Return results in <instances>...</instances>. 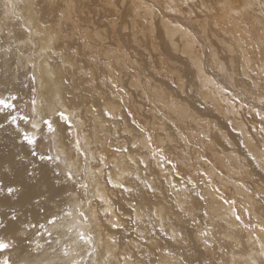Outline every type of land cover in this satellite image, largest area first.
I'll use <instances>...</instances> for the list:
<instances>
[{
  "label": "bare ground",
  "instance_id": "6f19581e",
  "mask_svg": "<svg viewBox=\"0 0 264 264\" xmlns=\"http://www.w3.org/2000/svg\"><path fill=\"white\" fill-rule=\"evenodd\" d=\"M17 1L19 2L18 5H20L18 6L20 7V9L18 10H17V5L15 3ZM38 1H42V5L46 6V4L48 3L46 1L54 2L56 0H0V98L8 99L10 97H15V99H17L14 109H5L4 112L0 113V241L6 242L9 244V247L6 250L0 251V264H5L7 260V254L12 255L13 253L16 254V257H15L16 261L14 260V257H13L14 255L12 256L13 260L16 263H19L20 261H22L24 264H43V262H45L46 260L50 258V255H47V253L44 252L42 248V246L45 245L44 244V242L46 241L45 236L47 234H52L53 236L58 235V237H55L53 240H58L59 241L58 245L60 247L62 246V244L64 245L65 242H72L74 240V239L69 238L71 236L70 233H75L77 231L79 232V230H81L82 235L78 237L77 239H75L73 242L76 243L79 248L81 246V249L82 248L85 249V247L82 244L81 237L84 239V242H86L87 245L91 243V240H93L91 239V237H89V234L91 232H89L86 228H84L87 226L83 225L82 223L83 219H82L81 211L84 210L85 206L87 205V202H85L84 204H82L81 202L82 200L85 201V199L87 198L86 195L84 194L87 191L86 190L87 185L92 189L95 188L96 190V194H97V198L95 200L96 203L93 202L95 206H93L92 208L93 211L91 210V212H92L93 218L96 220V225L98 226V229H100L101 226L105 227L104 222H106L107 220L105 213L112 212V205H110L109 200H112L114 198L115 193L117 195L121 193L123 195H131L134 197L135 203L139 204V207L137 206V208L139 209L135 207V209L133 210V214L136 216V219L139 220L140 224L143 225L144 227L143 231H145V233H143L144 235L143 238H144V241H147L149 244L148 247L146 246L143 248V252L145 251L147 253L143 254L144 256L141 255V258L145 256L146 258L148 256L152 257L151 254H153L154 252L156 254L158 252V249H160L158 245V242H159L158 238L160 241H162V239H164L163 238L164 233H167L168 234L167 237L170 236L169 243H165L166 247L164 244L163 251L165 253L168 252V254H164V253L162 254H164L165 256L167 255V257H170V259L168 258L169 261L165 260L167 263H164V264H264V181H263L264 176H262L261 173L258 172V170H255V172L253 173L255 175L260 176V178L254 179V176L250 174L251 172L250 167H254L255 169L257 166H259V170H261L262 173H264L263 172L264 171V146H262V148L260 149V152H257L261 156L258 163L256 162L259 165L256 166L251 159L248 160V163H249L248 166H250L248 168L249 171H247L246 175L245 173L243 174L249 178L252 177L254 179L253 182L255 184L253 185V191L257 193L258 195H262V198L257 199L247 189L241 190L240 188L239 190H237L241 194L239 195V197H237L236 194L232 195V197L240 198L241 201L239 204H237L235 208H232V206H234V203L230 202L231 207L228 213L231 216L230 218L225 216L224 214L225 212L224 210H222V208H221L222 210L221 213L223 214L222 216L220 215L218 216L216 214L218 211L217 210L216 212L213 211V207L215 208L214 205L215 204L217 205V203L213 202L212 200L214 198L221 197L219 190L220 191L229 190L231 193H233V191L230 190L231 187L228 186V184H226V181L222 179H217L218 182L216 181V179L210 180L209 171L212 172V169L214 168V172L218 174L219 170L223 169L224 176L226 178H230V177L233 178L234 176L236 177L240 176L241 174L239 173L240 168L238 170L237 168L235 167L233 168L231 166L233 163L240 162L237 159L238 158L237 145H239L238 140H237V135L235 136V134H232L231 132H230V137H232V139L235 138L234 139L235 150L232 156H230L231 154L227 156L223 152L220 153L214 143L215 138L213 137V139H210L208 137V134L204 135L203 132L201 133L205 137L203 138L205 139L203 140V144L210 148L209 150L210 155L214 156L215 160L213 162H210L207 159V157H204L205 155L199 154V155H196L195 157L194 166H191V164H189L190 168L194 169V171L188 169L189 170L188 172L189 173L193 172L194 173L193 175H195L194 177L195 179L190 181V186L191 188L195 184L197 186V187L195 186L196 188L194 189V192L192 194H189L190 190H187L188 187L186 188L185 186H181V189L180 190L178 189V192H176V197L174 196L170 197L171 194L169 192L170 191L172 192L173 189L175 190L176 188L173 185V179H171L170 181L169 178L166 179L164 177L163 178L166 180V182L167 180H169V184L166 183V185H164L165 189L167 191L168 190L170 191L164 193V190L162 189L163 186L161 185L162 186L161 187L160 185H156L157 192L161 196L162 194L164 196L166 195L169 196L166 199L162 198L163 200H160V203L152 202L151 200H148L150 199L149 197L151 195L153 196L155 193L149 194L147 192L148 194L143 195L144 187L142 188L143 185L142 186L140 185L141 182L140 184H137V183L133 184L131 182L133 185H136L134 186L135 188L132 186H131V189L129 188L127 189L123 187L124 190H122L116 187V190L113 191L112 189L109 188L110 183H112L114 186H118V185L121 186L118 182H116L115 179L109 180L108 181L109 184H108L107 182H102L101 179L98 178L102 170V167L99 166L98 163H104V166H106L108 162L106 163L105 158L101 155L102 153H104V150L99 151L98 149L99 147L97 148L95 136L93 135V132H92V124H93L92 121L93 119H95V116L93 117V111H92V105H93L94 98L88 95L91 93L93 95L94 90L89 89L87 91H81L79 88L74 89L72 86H69L66 84L67 69H68L67 65L69 63L66 64L67 62L64 59L62 60L57 56L54 57L53 54H56V53L53 52V50H50V49L47 50L48 46H51L53 44L58 45L62 42L63 39L66 38L65 36L66 28L64 27L63 24L60 23V20H59L60 17L56 21L52 20L54 18L51 16L49 8L45 10L44 8L41 9L43 11V13H41V10L38 8L40 7L38 6L39 5ZM104 2L105 4L109 6L119 7V10L117 9L119 12L115 11L116 18H118L119 14L124 13L125 10L126 12L128 11L127 12L128 17L126 18V20L122 19V21L120 22L121 23L120 28L118 30L114 29L113 35L110 34V36L112 35L113 38H116L115 40L116 43L120 45L117 47L118 50L114 51L113 47L110 45H108L107 48H108V51L115 52V57H118V59L122 62L121 64L124 65L123 67L125 66L127 67V65H132V67H135V71H136L135 73L137 77L140 76L139 77L140 80H142V76L140 75L138 69L141 68L140 65H142L144 62L140 58L137 59L135 62L134 61L135 59L133 58L134 55L136 56L139 54L138 48H140V46L142 45L141 43L145 41V40H140L139 36L145 37L144 35H147L149 39L154 40V38H156L155 40L158 41L162 35V38H167L169 40V44L176 50H177V44H176L177 41L174 38L176 36H179V38L183 40V43H184L183 48L187 46L190 48L192 47L195 48V45L191 42L190 37L186 34L180 36L179 34L180 32H178V29L170 28L168 25H163L162 31L158 29V25H160L161 23L159 15L161 16L162 7H165L166 10L175 12L176 16H174L173 18H175L177 22H183L184 20L189 19V17H186L188 16L187 14L184 15L182 8L189 7L192 11L194 9L196 11L195 12L196 16L202 23V26L204 25L206 21L209 22L208 24L210 27L208 31L209 35L212 33L214 37H218V38L224 37L225 39L227 38L231 43L233 42L234 45L237 46L238 49L241 51V53L245 54V56H243L245 58L241 59L242 63L248 64L249 66L251 64H253V66L256 65L255 67L256 69L258 68L259 73L264 75V47L255 45V42L251 40L252 38H250L249 36L250 31L246 27V22L251 23L253 27L255 26V31L256 33L258 32V36L260 38V42L258 43L264 44V0H145V4L143 5V7H140L141 5L140 0L139 1L138 0H104ZM32 6H34V8H32ZM21 8L23 9L22 15H20ZM31 10H34V13H32ZM67 10L69 12V15L71 16L70 22H72L74 30H76V32H79V35L84 38L86 34L80 31L81 23L83 19L80 16L81 13L78 12L79 8L75 7V4L73 3L72 0H67ZM200 10L204 12V13L202 12V14L205 18L204 17L202 18L200 16L199 14ZM178 14L182 15V17L177 16ZM110 16L111 15H109L108 17L106 16V17L110 19ZM183 17H186L187 19ZM49 19L53 21L52 22L53 24L51 26H47V24H49ZM112 26L113 24L111 23V28ZM113 28H115V26H113ZM141 28H143V30ZM51 36L54 38V41L52 40ZM70 36L74 37L73 35H70ZM129 36H132L133 38V40L131 39L129 40L130 43H133V45L131 46L132 53L130 52V48L128 49L125 45H122L124 43L121 41V38L128 39ZM112 37L109 38V43L111 42ZM90 38H93V37H90ZM183 38H185L186 41ZM66 40L62 42L64 52L66 50L65 46L68 43V42L66 43ZM107 40L108 38L106 37L105 41ZM90 43L91 42H87V43L84 42V45H83L84 49H89L92 46V44ZM148 43L154 48L158 47L157 42L155 41H148ZM223 43L221 42V44ZM224 46L226 45L224 44ZM76 50L78 51L79 49L76 48ZM241 53L239 54L241 55ZM31 59L36 60L38 64L45 63L42 73L44 75L46 82H44L43 85L41 83V87L45 89V91L47 92V95L40 94V100H38L37 102L41 106V109L37 107L36 109H34L35 113L37 114L38 117H41L42 121L39 120L37 117L35 121L34 120L32 121V125L36 126V127H33L34 137H36V135L39 132H41V134L43 135L44 138L40 141V143L41 144L46 143L48 145L46 146L47 147L46 149L40 148L39 146L34 148L30 146L28 143H24L21 141V134H22L23 129L28 128L29 126L26 123V120L23 119V117H25L27 113L28 102L31 99L33 95L32 92L34 90L33 89L34 84L31 83V80H32L31 74L34 72V79L36 80L37 78L41 81V78L38 75V71L33 69V66L37 64L35 62H31ZM195 61H196L195 65L193 61H192L193 64L192 63L191 64L193 67L195 66L194 69L197 70L196 76L202 77L200 75L202 73L199 74V71H202L200 66L203 61L201 60V58L198 59V57H197V60ZM133 63L136 64V66L133 65ZM239 65L241 66V63ZM111 66H112V63H111ZM107 69L109 70V68ZM251 69L253 70L254 67H252ZM112 72H110V75H112L111 77L115 75L114 73L112 74ZM70 73L72 74L73 72H70ZM75 74L76 73H73L71 75V81H72V78L75 76ZM141 74L143 75V73ZM113 78H111L112 79L111 81H113ZM143 79H144L143 82L145 83V86L149 87L150 84L148 83L147 79L146 80L145 78ZM195 79L193 78V81ZM262 82H263V89H264V80H262ZM112 83L114 84V82ZM210 83H212L211 79L206 84L210 86ZM211 87H213L214 90L216 89V91L217 90L220 91V89H217L216 84L215 85L211 84ZM151 88L152 87L150 86V90L152 93L153 89ZM223 95H224V99L225 100L227 99L226 101H228V98H226L227 94L226 95L222 94L221 96L223 97ZM121 99H120V102H121ZM230 101L232 102L233 100H230ZM21 102H22V106L21 108H19ZM45 105L48 106L51 112L45 110L46 108ZM233 105L235 106V104ZM66 108L68 110H66ZM152 108L150 109L153 111L154 108L153 109ZM169 108L170 107L165 108L164 110L169 111ZM116 111L117 110L115 109L114 111L112 112L110 111L109 113L113 114ZM61 112H63L66 116H68L69 118L68 121L62 120L59 117V113ZM72 114H76L75 119L72 117ZM103 114H106V111ZM155 114H157V112ZM155 114H153L151 117V121H153L151 127L152 128L154 126L160 127L159 125H162L164 127L163 125L164 120L162 119L163 121H160L156 117ZM220 114L222 115V113ZM159 115L161 114H158V116ZM166 115L170 116L171 114H166ZM12 116L17 117L16 123H12V119H11ZM77 118L81 121H85L86 129H85L84 141L81 140L80 137L78 136L79 121H77ZM163 118L168 119L169 117L164 116ZM119 119L121 120V118ZM211 119L214 120L212 121V126H213L212 129L209 128L210 130H212L211 134L216 135L217 137L221 135L226 140L227 137L225 134H223L222 132L215 134L213 131L214 126L215 128L217 127L215 125L217 120L220 123H222V120H220V117L216 115V117L211 118ZM49 120L52 122V125L55 131H49L47 123H46V121H49ZM232 120L234 123L235 120L234 119ZM175 121L176 120H173V123H171L172 126L173 124H175ZM200 122L202 123L203 121H200ZM208 122L210 123V121ZM200 125L202 126V124ZM237 125L238 124H236V126ZM259 125H262V124L260 123ZM239 126H240V130L244 128V126L242 127L241 124ZM196 127L198 128V126ZM233 127L235 126L233 125ZM236 129H238V127H236ZM247 129L243 131L245 133H248ZM203 130H206V129H203ZM153 131H154V128L150 129V131L142 130V132L149 134L147 136L150 137L152 140L151 142L149 141L150 139L148 138H147L148 140L143 139V142L147 143V146L144 147V148H147L146 149L147 151L146 150H145L146 152H143L144 150L142 151L145 155L149 157L150 163L148 162V164L150 165L153 162H154L153 164H157L156 163L157 160L160 162L161 159H163L164 157L166 158L167 156V153L165 154L166 151L165 150L163 151V149H159L157 145L158 143L162 144L163 141L156 142L155 135H154L156 132L153 134ZM157 133H159L158 130H157ZM239 133L242 134V131ZM245 133H244V137L246 138V140L250 139L253 142V139H254L253 136L247 137L245 136ZM189 136L190 137L193 136V132H190ZM79 142L85 147L89 146V147H93L94 149L89 150V151L86 149L87 151H85L83 150V148L82 149L80 148ZM184 144L185 143H183V145ZM249 144L250 146L253 145L254 147V144H252L250 141H249ZM50 145H55V148L57 149L58 153L61 155L60 157H64L65 160L69 163L72 172H76V170L78 169L77 175H79V172L82 171V169H84L83 173H85V176L86 174H88L87 177H89L91 174L94 182H99V183L95 184L94 186L93 182L92 183L87 182L88 184L87 183L85 184V181L80 182V179L71 181L70 177L67 174L63 176L62 174L64 172L60 170V168L57 165H55V163L53 164L52 159H48V157H51V154H52V149ZM202 149L203 147L200 146L199 150L203 151ZM33 151H35L37 154L33 155ZM45 151L47 152L45 153ZM242 152L245 155V153H247L248 150H246L245 148V152L244 151ZM107 153H109V151L106 152V154ZM122 155H120V157ZM40 156H44L45 159L43 160L40 159ZM137 157L139 156L137 155ZM124 158L126 159L127 157H124ZM231 158H232V161L235 159V162L233 161V163L230 165V163L227 162L226 159L229 160ZM127 161L128 160H126V162ZM137 161L139 163L137 165L140 167V170H141L142 167L145 166V165H142L141 162L144 164L146 160L137 159ZM121 162L122 161H120V159L115 158V157L111 159L112 165L116 167H118V165ZM126 162H124V164ZM212 163H215L216 165L214 164V166H211L213 165ZM242 163L245 164L244 162L241 161V164ZM158 165L159 166L157 167H159V170L158 169L157 170L159 171V174L162 175L164 173L165 168H163V166L159 163ZM239 165L240 163L237 164L238 167ZM85 167L88 168L87 172L85 171ZM169 169L171 168H168V172H169ZM116 170L125 172V173H122L121 176L128 177L127 175L129 174H130L129 178L131 176H133V178L136 176V174L133 172V170L130 167L121 168L120 166L119 168H116ZM158 171L154 173H157ZM171 173H173V171ZM74 175H76V173H74ZM155 175H158V173ZM165 175L167 176V174ZM175 176L176 175H174V177ZM150 179H152V177ZM222 181L223 183L219 184V182H222ZM164 182L165 181H163V183L161 184H164ZM171 184L173 186V189H172ZM146 185L149 186V183ZM146 185H145V188H146ZM214 185L217 186L219 190L217 189V187H214ZM103 186H106V192H107L106 195L104 194ZM10 187L14 189L12 193L8 192V188ZM191 188L189 187V189ZM196 194H198V197L196 198L191 197ZM247 195H249L250 197L249 199L247 198L248 197ZM245 197L246 199H248L246 200L248 202L242 201V199ZM145 200L151 201V203ZM250 209L255 212L256 221H252L251 219H248L246 210L250 211ZM100 210H102V212ZM202 214H204L207 217L208 222L210 221L212 225V229H213V235L210 237L211 239L208 238L209 241H206L207 243L205 242V236L207 232L205 233L203 231V229L201 228L202 226L198 227L199 225H202L203 223L202 224L199 223V225H196V228L200 232L198 231L199 233L196 232V235L194 234V239L192 238V236L191 238H188V236L190 237V235L186 237H183V235H179L180 233L179 229H181L180 228L181 226L179 224L181 222H184V219L186 217L198 219L197 215H200L201 217L206 218ZM216 217L219 218V222H220L218 226L216 223ZM226 219L228 222L226 221ZM255 222H258L259 224ZM73 224H75L76 226L73 227L72 226ZM93 228H95V226H93ZM70 229H74V230L69 232ZM82 229H86V230H82ZM183 229H185L186 231H189V228L186 227V225L185 227H183ZM206 229H207V226H206ZM66 232H69V233H66ZM106 233L107 234L105 236L100 235L98 239L97 237L96 239L94 237V241L97 240V241L102 242L103 246L107 248V251L110 255L114 251V248L111 246L112 241H110V236H111L109 235L110 233L109 232H106ZM150 240H151V243H150ZM194 240H196L197 243H200L202 247L198 248L196 251L193 250L189 254V256L179 260L178 256L180 255L182 256L186 253L184 252L186 249L185 248L186 246L184 247L185 248L184 250H182L181 248H178L177 246L195 244ZM151 244H153V246H151ZM204 245H205V250L202 249ZM143 246L144 244H140L138 247L141 249ZM78 247L77 248L74 247V249L72 250V254L70 255L74 257L75 259H76V251H79ZM104 247L102 248V250L101 249L99 250V254L100 253L102 254L99 255V260L95 258L96 259L95 264H109L108 261H106L103 257L104 256L103 251L105 250ZM215 247H216V250H215ZM135 253L136 252H134V254ZM137 254L138 253H136L135 255L136 257L140 253L138 255ZM115 255H118V254H115ZM46 256H48V258ZM163 256H159L158 258L155 257L156 259L154 261H156L157 259L158 261H160L159 259L164 261V259L166 258L165 256L164 257ZM129 257L130 256H128V258ZM151 257H148L147 259H150ZM160 257H162L163 259ZM141 258L137 257V259H140V260ZM119 259H122V258H119ZM153 259L154 258H151L152 261ZM171 259L177 260L178 263L177 261L176 263L171 262L170 261ZM142 261H143V258H142ZM146 261L147 260L143 262L146 263ZM131 262L133 263V261ZM147 264H149V262H147Z\"/></svg>",
  "mask_w": 264,
  "mask_h": 264
},
{
  "label": "rangeland",
  "instance_id": "374dc122",
  "mask_svg": "<svg viewBox=\"0 0 264 264\" xmlns=\"http://www.w3.org/2000/svg\"><path fill=\"white\" fill-rule=\"evenodd\" d=\"M72 1L75 4V7L79 8L78 12L81 13L80 16L83 19V21L81 23L80 31L83 32L84 34H86V36L84 38L79 35V32H76V30H74L72 22H70L71 16L69 15V12L67 10V0H56L54 2L46 1V2H48L47 4H49V5L46 4V6L42 5V1H38V3H39L38 6H40L38 8L40 10L43 8H44V10L49 8L51 16L54 18L52 20L56 21L60 17L61 18V19L59 18L60 23L63 24L64 27L66 28V32H65L66 38L62 40V42H64V40L67 39L66 43L68 42L65 46L66 47L65 48L66 53L63 51V45H62L63 43L62 42L58 45L53 44V45L47 47V50L50 49L56 53V54H53L54 57L57 56L62 60L64 59L67 62L66 64L69 63L67 65L68 69H67L66 84L69 86H72L74 89L79 88L81 91H87L89 89L94 90L93 95H92V93L88 95V96H91L94 98L93 105H92V111H93V117L95 116V119H93V121H92L93 122L92 132H93V135L95 136L97 148L99 147L98 148L99 151L104 150V153H102L101 155L105 158L106 163L108 162L107 165L105 164L106 166H104V163H98L99 166L102 167L101 173L99 174L100 177L98 176V178L101 179L102 182H107L108 184H109V182H108L109 180L115 179L116 182H118L122 187L119 185L114 186L112 183H110L109 188L112 189L113 191L116 190V187H118L122 190H124L123 187L127 188V189L128 188L131 189V186L132 187L136 186L133 184H136V183L140 184V182H141L140 185L141 186L143 185L142 188L143 187L145 188V185L149 183V186L146 185V188L145 189L143 188V191H144L143 195L148 194V193L149 194L155 193L153 196L151 195L149 197L150 199H148V200H151L152 202H157V203L158 202L160 203V200H163V199H166L169 197L167 195L164 196L163 194H162V196H163L162 197L157 192L156 185H160V186L162 185L163 187L162 186L161 187L164 190V193L170 191V190L167 191L165 189L164 185H166V183L169 184V180H167V182H166V180L164 178H166V179L169 178L170 181H171V179H173V185L176 188L174 190L173 186L171 184L173 191L169 192L171 194L170 197H173V196L176 197V192H178V189L179 190L181 189V186H185L186 188L188 187L187 190H190L189 194H192L194 192V189L197 186H196V184L194 186H192V188L190 186V181L195 179L194 178L195 175H193L194 174L193 172H191V173L188 172L189 170L194 171V169L190 168L189 164H191V166H194L195 157H196V155H199V154L205 155L204 157H207V159L210 162H213L215 160L214 156L210 155V151H209L210 148L203 144V140H205L203 138H205V137L201 133L203 132L204 135L208 134V137L210 139H213V137L215 138L214 143H215V145H216V147L220 153L223 152L227 156H229L230 154H231L230 156H232L234 153V150H235V142H234L235 138L232 139V137H230V132H231L232 134H235V136L237 135V140L239 143V145H237V147H238L237 148V150H238V158L237 159L240 161V162H238V163H240V165L238 167L237 166L238 163H233V161L235 162V159L232 161V158L229 160L226 159V161L229 162L230 165L232 163L235 164V165H233V164L231 165L233 168L235 167L238 170L240 168L239 173H241L242 175L240 174L239 177L234 176L233 178H231V177L226 178L224 176V170L223 169L219 170L220 174L219 173L217 174L216 172H214V168L212 169V172L209 171L210 180L216 179V181H217V179H222V180L226 181V184H228V186L231 187L230 190L233 191V193H231L229 190L228 191H226V190L220 191L219 188L214 185V187H217V189L219 190L221 197L214 198L212 200L213 202L217 203V205L216 204L214 205L215 208L212 206L213 211L216 212V210H217L218 212L216 214L218 216L219 215L222 216L223 213H221V212H222V210H224L225 216L230 218L231 216H230V214H228L229 209L231 207L230 202L234 203V206H232V208H235L237 206V204L240 203L241 199L237 198V197H239V195H241L240 192L237 191L240 188H241V190L247 189L257 199L262 198V195H258L257 193H255L253 191V185L255 184L253 182V180L256 178H260V176L255 175L253 172H255V170H258V172L261 173L262 176H264L263 175L264 173H262V171L259 170V166H257V165H259L257 163L261 158V156L257 152H260V149L262 148V146H264V132H263L264 131V126H263L264 125V123H263L264 122L263 121V119H264V110H263L264 109V106H263L264 105V94H263L264 89H263V82H262V80H264V75L259 73L258 68L256 69V67H255L256 65L253 66V64H251L249 66L248 64L242 63L241 59L245 58V57H243V56H245V54L244 53L242 54L241 51L238 49V47L235 46L233 42L231 43L227 38H226L227 41L230 43H228L224 37H219V38L214 37L212 33L209 35V33H208L209 28H210L208 25L209 22L206 21L204 23V25L202 26V23L200 22V20L196 16V14H195L196 11L194 9L192 11L189 7L182 8L184 15L187 14L188 16H186V17H189V19L184 20L183 22H177L176 19L173 18L174 16H176V13L173 11L166 10L165 7H162L161 16L159 15L161 23H160V25H158V29L162 31L163 25H168L170 28L178 29V32H180L179 33L180 36L186 34L190 37V40L195 45V48H193V47L190 48L188 46L183 48L184 43H183V40L179 38V36H176L174 38L177 41V43H176L177 44V50L174 49L169 44V40L167 38H162V35L158 41L155 40L156 38H154V40L149 39V37L147 35H144L145 37L139 36L140 40H145V41H143V43H141L142 45L140 46V48H138L139 54L136 56L134 55L133 58L135 59L134 60L135 62L139 58L144 62L142 65H140L141 68H139V67H138L139 69L137 68L139 70L140 75L142 76V80H140L139 79L140 76L137 77V75L135 73L136 72L135 67H132V65H127V67L125 66L126 68L123 67L124 65L121 64L122 62L118 59V57H115V52H114L115 50H118L117 47L120 46L119 44L116 43V41H115L116 38L112 37L114 29L118 30L120 28V26H121L120 22L122 21V19L126 20V18L128 17L127 16L128 11L126 12V10H125L124 13L119 14L118 18H116L115 11L119 12L118 11L119 7L118 6H109V5L105 4L104 0H103V2H102V0H72ZM15 3L17 5V10L20 9V7H18V6H20V5H18L19 2L17 1ZM140 3L142 5V6L140 5V7H143V5L145 4V0H140ZM43 6H45V7H43ZM32 8H34V6H32ZM139 10H140V8H139ZM139 10H137V11H139ZM200 11H199V14L203 18L204 17L202 14L203 11L202 10H200ZM31 12L34 13V10H31ZM41 13H43L42 10H41ZM22 14H23V9L21 8L20 15H22ZM109 15H111L110 19L107 18ZM177 16L182 17V15H179V14ZM186 17H183V18H186ZM52 20L49 19V24H47V26H51L53 24ZM168 22H169V24H168ZM111 23L113 24V26H115V28H113V26L111 28ZM246 27L249 29V31H250L249 36H250V38H252L251 40H253L255 42V45H259L261 47H264L263 43H261V44L258 43V42H260V38L258 36V32L256 33V31H255V26L253 27L251 23L246 22ZM141 29L143 30V28H141ZM110 34H112V35L110 36ZM70 35H73L74 37H71ZM108 35L110 37H112L110 43H109L110 37ZM155 36H157V35H155ZM90 37H93V38H90ZM106 37L108 38L107 41H105ZM189 37H187V38H189ZM51 38L54 41V38L52 36H51ZM130 39L133 40L132 36H129L128 39L121 38V41L124 43L122 45H125L128 49L130 48V52L132 53L131 46L133 45V43L129 42ZM183 39L186 41L185 38H183ZM148 41L157 42L158 47H156V48L152 47L151 45H149ZM220 41L222 43L224 41V43L221 44ZM84 42L85 43L91 42L90 44H92V46L90 45L91 47L89 49H84V47H83ZM224 44L226 46H224ZM108 45L112 46L114 51H108V48H107ZM76 48H78L79 50L77 51ZM239 53H241V55ZM196 56L198 57V59L201 58V60L203 61L201 66H200L202 71H199V74L202 73V74H200L202 77L204 75L203 79L200 76H198V77L196 76L197 70L194 69L195 66L194 67L192 66L193 63H194V65L196 64V61H195V60H197ZM32 60L33 59H31V62H35L37 64V65L33 66V69L38 71V75L40 76L41 81L37 78H36V80L34 79V72L31 74V78H32L31 83L34 84V86H33L34 90L32 92L33 95L28 102L27 113L25 115V117H27L26 123L29 126H28V128L23 129L22 134H21V141L24 143H27V141H25L23 139L24 134L34 136L33 135L34 128L32 125V121L33 120L35 121V119H37V117H38L37 114L35 113L34 109H36V107L41 109V106L37 102L38 100H40V94L47 95V92L45 91V89L41 87V83L43 85V83L46 82L44 75L42 73L45 63L44 64H38V62H36V60H33V61ZM192 61H193V63H192ZM238 62H239V64L241 63V66L238 64ZM111 63H112V66H111ZM133 65L136 66V64H134V63H133ZM213 66H214V68H213ZM252 67H254V69H253L254 71L251 69ZM107 68H109V70ZM27 69H29V68H27ZM247 69L250 71H248ZM112 71H114V72H112ZM132 71H133V73H132ZM70 72L76 73L75 76L72 78V81H71V75L73 73L71 74ZM110 72H112V74L113 73L115 74L113 76L115 79L113 77H111L112 75H110ZM141 73H143V75ZM35 74H36V72H35ZM144 74H145V76H144ZM222 76H223V78H222ZM111 78H113V81H111L112 80ZM143 78H145V80L147 79L148 83L150 84L149 87L145 86V83L143 82L144 81ZM193 78L194 79L196 78V79L193 81ZM204 78H205V80H204ZM260 78H262V79H260ZM210 79H211L212 83H210V86H208L206 83ZM139 80H140V82H139ZM112 82H114V84ZM143 83H144V85H143ZM211 84L212 85L216 84L217 89H220V91L219 90L216 91V89L214 90V88L211 87ZM150 86L152 87L151 89H153L152 91L155 93H153V92L151 93ZM223 90H224V92H223ZM220 94L221 95L227 94L226 98H228V101H226L227 99L226 100L224 99V95L222 97ZM118 99H119V101H118ZM120 99H121V102H120ZM239 99H240V101H239ZM230 100H233V101L231 102ZM16 101H17V99H14L11 102L15 104ZM121 103H123V104H121ZM231 103H232V105H231ZM233 104H235V106ZM240 105H241V107H240ZM21 106H22V102H21L19 108H21ZM167 106L170 107L169 108L170 112L168 110H164L165 108H168ZM233 106H234V108H233ZM45 107H46L45 108L46 111L51 112V110L48 108L47 105H45ZM152 107L156 110H154ZM162 107H163V109H162ZM150 108H152L154 112ZM115 109L117 111L115 113H113L114 115L112 113H111L112 114L111 115L109 112L110 111L112 112ZM161 109L164 111H162ZM66 110H68V109L66 108ZM238 110L240 111V113ZM105 111H106V114H103V113H105ZM158 111H160V112H158ZM156 112H157V114H155ZM166 112H168V113H166ZM71 113H72V111H71ZM164 113H165V115H164ZM199 113H201L202 115ZM220 113H222V115ZM254 113H256V114H254ZM153 114H155L156 117L160 121L164 120L163 125L165 128L162 125H159L160 127L154 126L153 127L154 128L153 134L156 132L154 134L156 142L163 141L162 144L158 143L157 145H158L159 149H163V151L164 150L166 151L165 154L167 153V156L166 155L165 156L168 160L164 157L163 159L160 160V162L157 160L156 161L157 164H153L154 163L153 162L150 165V164H148V162L150 163L149 157L143 153V152L147 151L146 150L147 148H144L145 146H147V143H144L143 139L146 140L148 138V139H150L149 141H151V142H152V140L150 137L147 136L149 134L142 132V130L150 131V129H153L151 127L152 122H153V121H151V117ZM158 114H161V115L158 116ZM166 114H171L170 116L172 118ZM235 114H237V115H235ZM216 115L218 117H220V120H222V123H220L217 120L215 125L218 128L217 127L215 128V126H214L215 129L213 128V131L215 134H218L220 132L225 134L227 137L226 140L221 135H219L217 137L216 135L211 134L212 130H210V129H212V127H213L212 121H214L211 118L216 117ZM257 115H259V116H257ZM75 116H76V114H72V117L74 119L76 118ZM109 116H110V118H109ZM114 116H115V118H114ZM164 116L165 117L167 116L170 119L169 118L168 119L163 118ZM83 118H84V116H83ZM119 118H121V120ZM38 119L42 121L41 117H38ZM194 119H196L198 122ZM232 119L235 120L234 123H233ZM173 120H176L177 122L175 121V124H173V126H172L171 123H173ZM77 121H79L78 136L80 137L81 140L84 141L85 129H86L85 128V126H86L85 121H81L78 118H77ZM133 121H134V123H133ZM200 121H203V122L201 123ZM208 121H210V123ZM237 121L241 124L242 127L244 126L245 129L248 128L247 129L248 133H245L243 131V130H245L244 128H242V130H240V126H239L240 124ZM256 122H257V124H256ZM260 123L262 125H259ZM200 124H202V126ZM236 124H238V125L236 126ZM233 125L235 127H233ZM196 126H198V128ZM236 127H238V129H236ZM249 127H251V128H249ZM254 127H256V128H254ZM203 129H206V130H203ZM157 130L159 133H157ZM241 131H242V134L239 133ZM163 132L164 133L166 132V133L164 134ZM190 132H193V136H191V137L189 136ZM83 133H84V135H83ZM244 133H245V136H247V137L253 136V138H254L253 142L250 139L246 140V138L244 137ZM82 135H83V137H82ZM165 136H166V138H165ZM168 137H170V138H168ZM43 138H44L43 135L41 134V132H39L36 135V144L30 145V146H32L34 148L39 146L40 148L46 149L47 148L46 146H48V145L46 143H44V144L40 143V141ZM249 141L252 144H254V147H253V145L250 146ZM183 143H185V144L183 145ZM79 146L81 149L83 148V150H85V151H87V150L89 151V150L94 149L93 147H89V146L85 147L84 145L80 144V142H79ZM200 146L203 147V149H202L203 151L199 150ZM227 146H228L230 151L228 150ZM50 147L52 149V154H51L52 162H53V164L55 163V165H57L60 168V170H62L64 172L62 174L63 176L65 174L68 175V173L70 172L71 173V177H70L71 181L76 180V179H80V182L85 181V184L87 182H89V183L93 182L94 186H95V184L99 183V182H94L91 174L89 177H87L88 174H86V176H85V173H83L84 169H82V171L79 172L80 176L77 175V173H78L77 168H76L77 169L76 172H72L69 163L65 160L64 157H60L61 155L58 153L57 149L55 148V145H50ZM121 148H122V150H121ZM245 148H246V150H248V152L245 153V155H244L242 151L245 152ZM53 149H55V150H53ZM108 151H109V153L106 154V152H108ZM120 151H121V153H120ZM46 152L47 151H45V153ZM122 153H123V155H122ZM227 153H229V154H227ZM136 154L139 157H137ZM120 155H122V156L120 157ZM113 157L120 159V161H122L120 163L121 165L119 164L118 167L113 166L111 163V159ZM124 157H127V158L125 159ZM246 158H247V160H246ZM137 159H142V160L145 159L146 160V162L144 164L141 162L142 165H145L142 167V169L144 171L142 169L140 170V167L137 165V164H139ZM170 159H171V161H170ZM250 159L257 166L255 169H254V167L248 166L249 165L248 160H250ZM82 160H84V159H82ZM126 160H128V161L126 162ZM164 161H166V162H164ZM241 161L244 162L245 164H243V163L241 164ZM124 162H126V163L124 164ZM158 163L161 164L163 166V168H165V170H167V171L164 170V173L162 175L159 174V171H158L159 167H157V166H159ZM212 164L213 165H211V166H214L215 163H212ZM169 165H170V167H169ZM120 166H121V168L122 167L123 168L130 167L133 170V172L136 174V176L134 177L135 179L133 178V176H131L129 178L130 174L127 175L128 177L121 176L122 173H125V172L116 170V168H119ZM137 167H139V168H137ZM187 167H189V168H187ZM249 167H250V171H251L250 174L252 176H254V179L252 177L249 178V177L245 176L247 174V171H249V169H248ZM168 168H171V169H169V172H168ZM147 169H148V171H147ZM245 169H247V170H245ZM87 170H88V168L85 167L86 172H87ZM171 170L173 171V173H171L172 172ZM207 170H209V169H207ZM141 171H142V173H141ZM156 171H158L157 172L158 175H155V174H157V173H154ZM74 173H76V175H74ZM110 173H112V174H110ZM149 173H151V174H149ZM169 173L172 175H170ZM244 173H245V175H243ZM165 174H167V176ZM174 175H176V176L174 177ZM111 176H112V178H111ZM151 177H152V179H150ZM125 179H127V180H125ZM154 180H156V181H154ZM163 181H165L164 184H161V183H163ZM220 183H223V181L219 182V184ZM103 187H104V189H103L104 194L106 195L107 194L106 186H103ZM189 187L191 189H189ZM86 190L87 191L84 194L86 195L87 198L85 199V201L82 200V202H81L82 204L87 202V205L85 206L84 210L81 211L82 212V219H83L82 223H83V225L87 226L84 228H86L89 232H91L89 234V237H91V239H93V240H91V243H89L87 245V243L84 242V239L81 237L82 244L85 247V249L84 248L81 249V246L79 248L77 246V244L73 242L75 239H77L78 237H80L82 235V231L78 229L79 232L77 231L75 233H70L71 236L69 238L74 239L72 242H65L64 245L62 244V246L59 247V245H58L59 241L53 240L55 237H58V235L53 236L52 234H47L45 236V238H46L45 239L46 241L44 242L45 245H43L42 248H43V251L47 253V255H50V258L48 260H46L45 262H43V264L44 263L45 264H95V260L96 259L99 260V255L102 254V253L99 254V250L100 249L102 250V248L104 246H103L102 242L97 241V240L94 241V237H95V239H96V237L98 239L100 235L105 236L107 234L106 232L110 233L109 234V235H111L110 241H112L111 246L114 248V251L112 252V254L109 255L107 248L104 247L105 250L103 251V254H104L103 257L106 261H108L109 264H111V263L115 264V262H116V264H141L143 261L145 262V260H147V261H146V263L143 262L144 264H147V262H149V264H161V263L164 264V263H167L165 260L169 261L168 258L170 259V257H167V255L166 256L164 255V254H168V252L165 253L163 251L164 244L169 243L170 236L167 237V235H168L167 233H164V236H163L164 239H162V241H160L158 238V241H159L158 245L160 247V249H158V252H157L158 254L157 253L155 254V252H154L153 254H151L152 257L148 256V257L154 258L153 261L151 260V258L147 259L148 257L146 258V256L142 257L143 258V261H142L141 255L147 253L145 251L143 252V248L146 246L148 247L149 244L147 241H144V238H143L144 237L143 233H145V231H143L144 230L143 225L140 224L139 220L136 219V216L133 214V210L135 209V207L136 208H137V206L139 207V204L135 203V199L133 196L123 195L121 193H119L117 195L115 193L114 198L112 200H109L110 205H112V212L105 213L106 217H107L106 222H104L105 227L101 226V228L98 229V226L96 225V220L93 218V215L91 212L93 206H95L93 204V202H95V200L97 198L96 190H95V188L94 189L90 188L88 185L86 186ZM90 193H92V194H90ZM234 194H236L237 197H232V195H234ZM134 196H136V195H134ZM138 196H140V195H138ZM247 196H248L247 198L249 199L250 198L249 195H247ZM191 197L196 198V197H198V194L193 195ZM170 199H172V198H170ZM248 199H246V197H245L242 199V201L248 202V201H246ZM148 200H145V201H148ZM151 201H148V202L151 203ZM221 208H222V210H221ZM137 209H139V208H137ZM100 211L102 212V210H100ZM246 213L248 215V219H251L252 221H256V214L254 211H252L250 209V211L246 210ZM202 215H204V214H202ZM197 216H198V219L186 217L184 219V222H181L179 224L181 226L180 227L181 229H179L180 230L179 235H183V237L190 235V237L188 236V238H191V236H192V238L194 239V234L196 235V232L199 231L196 228V225H199V223L200 224L203 223L202 225H199L198 227L202 226L201 228L203 229V231L205 233L207 232L206 236H205V242L209 241L208 238L211 239L210 237L213 235L212 225H211L210 221L209 222L207 221V217L205 215L204 216L206 218L201 217L200 215H197ZM226 221H227V219H226ZM216 223H217V226L220 223L219 218H217V217H216ZM255 223H258V222H255ZM185 225H186V227L189 228V231H186L185 229H183V227H185ZM72 226L75 227L76 225L73 224ZM93 226H95V228H93ZM206 226H207V229L210 231H208L206 229ZM160 228H161V226H160ZM86 229H82V230H86ZM72 230H74V229H70L69 232ZM69 232H66V233H69ZM208 233L210 236L208 235ZM150 243H151V240H150ZM194 243L195 244H187V245L177 246L178 248H181L182 250H184L186 248L184 251V252H186L184 254L185 256L184 255L178 256L179 260L189 256V254L193 250L196 251L198 248L202 247L200 243L196 242V240H194ZM140 244H144V246L141 249L138 247ZM66 245H67V247H66ZM151 246H153V244H151ZM74 247L79 248L78 249L79 251H76V259L74 257L70 256L72 254V250L74 249ZM165 247H166V244H165ZM189 247H191V248H189ZM117 248H118V250H117ZM202 249L205 250V245ZM215 250H216V247H215ZM134 252H136L138 254L140 253L139 255L137 254L138 255L137 257L138 258L140 257L141 260L137 259V257L135 256L136 253L134 254ZM162 253H164V254H162ZM115 254H118V255H115ZM163 255L166 258V259H164V261L161 259H159L160 261H158V259L156 261H154L156 258H158L159 256H163ZM12 256L14 257V260L16 261V259H15L16 254L15 253H13L12 255L7 254V260H6L7 264H12V263L13 264L14 263L15 264H24L22 261H20L19 263H16L13 260ZM128 256H130V257L128 258ZM46 257L48 258V256H46ZM119 258H122V259H119ZM160 258H162V257H160ZM131 261H133V263ZM170 261L173 263H176L177 260L171 259ZM177 263H178V261H177Z\"/></svg>",
  "mask_w": 264,
  "mask_h": 264
},
{
  "label": "snow or ice",
  "instance_id": "6c2138e0",
  "mask_svg": "<svg viewBox=\"0 0 264 264\" xmlns=\"http://www.w3.org/2000/svg\"><path fill=\"white\" fill-rule=\"evenodd\" d=\"M14 99H15V97H10L8 99L0 98V113L4 112L5 109H14L15 108V104L11 102ZM59 117L62 120H65V121L69 120L68 116H66L63 112L59 113ZM11 119H12V123H16V120H17L16 116H12ZM23 119L27 120V117H23ZM46 123H47L49 131H55V129L53 128L52 122L50 120L46 121ZM33 127H36V126L33 125ZM23 139L25 141H27V143L29 145H35L36 144V137H34V136H30L28 134H24ZM36 154L37 153L35 151H33V155H36ZM40 159L43 160V159H45V157L44 156H40ZM48 159H51V157H48ZM68 176L71 177V173L70 172L68 173ZM13 191H14L13 188H11V187L8 188V192L9 193H12ZM8 247H9L8 243L0 241V251H4ZM5 264H7V262H5Z\"/></svg>",
  "mask_w": 264,
  "mask_h": 264
}]
</instances>
